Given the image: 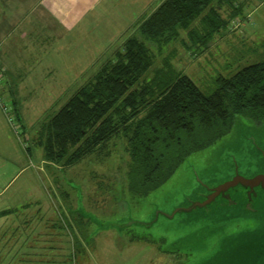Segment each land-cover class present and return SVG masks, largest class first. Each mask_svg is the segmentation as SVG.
<instances>
[{"label": "rangeland", "instance_id": "374dc122", "mask_svg": "<svg viewBox=\"0 0 264 264\" xmlns=\"http://www.w3.org/2000/svg\"><path fill=\"white\" fill-rule=\"evenodd\" d=\"M237 1L243 5L240 17L215 33L204 49L191 45L183 29L160 47L146 40L153 65L161 66L167 58L202 91L210 92L217 75L229 76L263 59L264 0ZM144 2L99 0L94 5L85 18L90 32L76 39L77 64L87 68L49 70L44 83L23 81L12 87L4 83L5 70H0V98L7 107L0 111L16 141L11 180L0 192V212L8 210L0 215V264H264L260 218L222 221L203 217V208L178 209L169 216L197 201L204 186L231 177L235 170L244 175L255 169L256 162L264 160L259 148L264 123L236 116L228 133L188 156L162 185L140 197L127 189L129 157L121 135L101 153L64 167L46 163L42 149L32 143L39 122L52 115L157 6ZM220 10L228 15L226 4ZM13 96L22 124L15 120ZM255 205L264 210V198ZM130 220L152 222L119 226ZM240 240L250 247L244 250Z\"/></svg>", "mask_w": 264, "mask_h": 264}, {"label": "trees", "instance_id": "16d2710c", "mask_svg": "<svg viewBox=\"0 0 264 264\" xmlns=\"http://www.w3.org/2000/svg\"><path fill=\"white\" fill-rule=\"evenodd\" d=\"M223 3L227 16L220 10ZM242 8L237 0H162L39 122L32 143L42 149V159L69 166L101 153L121 135L129 157L127 189L140 197L162 185L188 156L228 133L236 116L264 123V58L229 76L217 75L214 88L204 92L167 58L161 66L153 65L154 54L145 42L160 47L183 29L191 45L204 49L215 33L240 17ZM12 103L15 120L22 124L14 98Z\"/></svg>", "mask_w": 264, "mask_h": 264}, {"label": "crops", "instance_id": "0c3cea01", "mask_svg": "<svg viewBox=\"0 0 264 264\" xmlns=\"http://www.w3.org/2000/svg\"><path fill=\"white\" fill-rule=\"evenodd\" d=\"M98 1L0 0V67L5 70L4 83L11 87L23 81L44 83L49 70L87 68L77 64L76 39L90 32L85 18ZM161 1L147 0L144 4L156 6ZM81 22L77 32L75 27ZM15 142L11 125L0 111V192L11 180Z\"/></svg>", "mask_w": 264, "mask_h": 264}, {"label": "water", "instance_id": "95a60500", "mask_svg": "<svg viewBox=\"0 0 264 264\" xmlns=\"http://www.w3.org/2000/svg\"><path fill=\"white\" fill-rule=\"evenodd\" d=\"M259 148L262 150L264 156V144L259 145ZM256 165V168L249 174L243 175L235 170V173L231 177L214 185L204 186V190L199 194L197 201L192 202L187 207L177 208L169 216H172L178 209L190 211L196 208L204 209L200 210V213H203V217L207 218L209 215H212V217L222 221L234 217L242 216L245 218L254 215L260 218L259 228L263 230L264 210L261 206H256L255 203L262 201L264 198V160L256 162ZM156 217L157 213L155 215ZM131 222H140L149 225L152 221L130 220L126 224L119 226L127 225ZM239 243L240 247L244 250L249 246L246 240H240Z\"/></svg>", "mask_w": 264, "mask_h": 264}, {"label": "built area", "instance_id": "2783aa9c", "mask_svg": "<svg viewBox=\"0 0 264 264\" xmlns=\"http://www.w3.org/2000/svg\"><path fill=\"white\" fill-rule=\"evenodd\" d=\"M0 70L2 71L3 68L1 67ZM1 71H0V72H1ZM1 81H2V77H1V73H0V85H1ZM0 107L2 108L3 112H5V111L7 110L6 104H5L4 101L2 102L1 98H0ZM9 119H10V118H9ZM10 123L12 124V123H15V122H14V121L12 122V120L10 119ZM14 126L17 127L16 125H14Z\"/></svg>", "mask_w": 264, "mask_h": 264}, {"label": "flooded vegetation", "instance_id": "af4514ba", "mask_svg": "<svg viewBox=\"0 0 264 264\" xmlns=\"http://www.w3.org/2000/svg\"><path fill=\"white\" fill-rule=\"evenodd\" d=\"M264 138V137H263ZM263 144H264V139H263V142H262Z\"/></svg>", "mask_w": 264, "mask_h": 264}]
</instances>
